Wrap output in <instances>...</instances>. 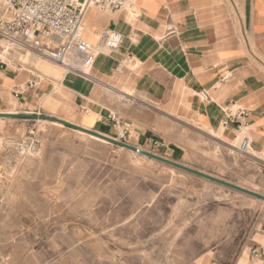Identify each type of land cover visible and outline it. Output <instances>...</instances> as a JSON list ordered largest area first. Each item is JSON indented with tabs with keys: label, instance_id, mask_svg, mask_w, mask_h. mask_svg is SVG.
I'll list each match as a JSON object with an SVG mask.
<instances>
[{
	"label": "rangeland",
	"instance_id": "obj_1",
	"mask_svg": "<svg viewBox=\"0 0 264 264\" xmlns=\"http://www.w3.org/2000/svg\"><path fill=\"white\" fill-rule=\"evenodd\" d=\"M211 135L177 123L174 156L142 148L264 195V156ZM87 137L0 120V264L230 262L261 222L262 201Z\"/></svg>",
	"mask_w": 264,
	"mask_h": 264
},
{
	"label": "crops",
	"instance_id": "obj_2",
	"mask_svg": "<svg viewBox=\"0 0 264 264\" xmlns=\"http://www.w3.org/2000/svg\"><path fill=\"white\" fill-rule=\"evenodd\" d=\"M130 4L124 11L85 14L83 40L97 51L90 66L78 53L70 60L73 69L42 57L52 65L50 72L38 67L36 58L21 61L23 53L0 59V113L52 116L112 138L119 131L110 117L118 114L129 125V144L171 151V157L177 149L161 141L182 123L237 152L248 140L245 153L264 156V0ZM103 31L123 36L118 53L101 51ZM203 91L210 100L201 97ZM229 111L247 116L225 124ZM198 264H264V208L260 224L230 262L204 255Z\"/></svg>",
	"mask_w": 264,
	"mask_h": 264
},
{
	"label": "built area",
	"instance_id": "obj_3",
	"mask_svg": "<svg viewBox=\"0 0 264 264\" xmlns=\"http://www.w3.org/2000/svg\"><path fill=\"white\" fill-rule=\"evenodd\" d=\"M3 4L0 40L11 45L10 52L35 53L67 69H73L70 60L75 53L83 57L85 66L94 62L97 51L83 40V21L89 9L113 12L131 6L130 0H3ZM122 41L123 36L115 31H103L99 35L100 49L107 54L118 53ZM201 97L210 100L206 91L201 92ZM246 116L245 111L235 116L229 111L225 124L231 118L239 121ZM110 122L119 131L116 139L127 143L129 125L118 114L112 115ZM246 149L248 140L244 141L241 151Z\"/></svg>",
	"mask_w": 264,
	"mask_h": 264
},
{
	"label": "water",
	"instance_id": "obj_4",
	"mask_svg": "<svg viewBox=\"0 0 264 264\" xmlns=\"http://www.w3.org/2000/svg\"><path fill=\"white\" fill-rule=\"evenodd\" d=\"M0 118H3V119H33V120L46 121V122H50V123H57V124H60V125H62L64 127H67V128L73 129L75 131H78L80 133L86 134L88 136L97 138L99 140H103L107 144L120 147L122 149L131 151L133 153H137L138 155L144 156V157H146L148 159H152V160H154L156 162H159V163H162L164 165L170 166V167H172L174 169L180 170V171L185 172V173H187L189 175L195 176V177H197L199 179H202V180L208 181L210 183H214V184L220 185L222 187L231 189L233 191L239 192L241 194L250 196L252 198H255L256 200L264 202V195L263 194H260L258 192H255V191H252L250 189H247L245 187L236 185L234 183L228 182L226 180H223V179L218 178L216 176H213L211 174L202 172L200 170L191 168L189 166H186L184 164L178 163L176 161H173V160L164 158L162 156L150 153L148 151L140 149L139 147L131 145L129 143L122 142V141H119V140H117L115 138H111V137L102 135L100 133H97L95 131H92V130L80 127L78 125L69 123L67 121H64V120L56 118V117L47 116V115H32V114L21 115V114L0 113Z\"/></svg>",
	"mask_w": 264,
	"mask_h": 264
},
{
	"label": "bare ground",
	"instance_id": "obj_5",
	"mask_svg": "<svg viewBox=\"0 0 264 264\" xmlns=\"http://www.w3.org/2000/svg\"><path fill=\"white\" fill-rule=\"evenodd\" d=\"M86 27V26H85ZM84 26H83V33L85 34V31L86 30H84V28H85ZM0 45H1V51H0V59H3V60H7V57L11 54V52H10V49H11V45L7 42V41H5V40H0ZM93 45V44H92ZM35 59V58H34ZM37 60H38V67H41L43 70H45L46 72H50L51 71V68H52V65H50V64H48L47 63V61L46 60H44L43 58H36ZM16 60V59H15ZM22 61V60H21ZM53 63V62H52ZM82 63V62H81ZM26 64V63H25ZM58 65V64H57ZM84 65V64H83ZM131 66V65H130ZM81 67V66H80ZM64 68V67H63ZM66 68V67H65ZM75 70V69H74ZM83 70V69H82ZM71 71V70H70ZM77 72V71H76ZM79 72V71H78ZM58 89V88H57ZM120 95V94H119ZM123 96V95H122ZM124 98V97H123ZM127 101V100H126ZM121 102V101H120ZM129 103V102H128ZM121 106H123L122 104H121ZM127 107V106H126ZM13 113V112H12ZM14 114V113H13ZM71 118V117H70ZM1 120L3 119V118H0ZM39 121V120H38ZM194 121V120H193ZM53 124H55V125H57V126H61L62 127V125H60V124H57V123H53ZM75 124V123H74ZM48 126V125H47ZM221 132V131H220ZM214 133V132H213ZM83 134V133H82ZM210 134V133H209ZM86 135V134H85ZM215 135V134H214ZM217 135V134H216ZM215 135V136H216ZM88 136V135H87ZM91 137V136H90ZM88 138V137H87ZM92 139H96L97 141H100V142H102V143H106L105 141H103V140H99V139H97V138H94V137H91ZM112 138V137H111ZM116 139V138H115ZM140 149H143L142 147H139ZM144 150V149H143ZM250 151V149L248 148V149H246L245 151ZM146 151V150H145ZM221 152V151H220ZM151 153V152H150ZM245 153V152H244ZM135 154H137V153H135ZM138 155V154H137ZM141 156V155H140ZM32 157V156H31ZM142 157H144V156H142ZM146 158V157H145ZM165 158V157H164ZM27 159V158H26ZM31 159V158H30ZM168 159V158H167ZM152 160V159H151ZM28 162H29V158H28ZM28 162H26V163H28ZM25 164V163H24ZM23 166V165H22ZM23 168V167H22ZM15 169V168H14ZM201 171V170H200ZM23 173H24V171H23ZM206 173V172H205Z\"/></svg>",
	"mask_w": 264,
	"mask_h": 264
}]
</instances>
